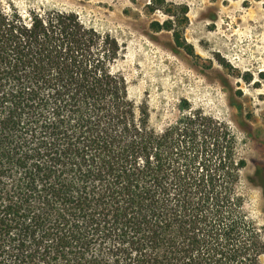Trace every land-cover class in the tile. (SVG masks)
<instances>
[{
    "label": "trees",
    "instance_id": "obj_1",
    "mask_svg": "<svg viewBox=\"0 0 264 264\" xmlns=\"http://www.w3.org/2000/svg\"><path fill=\"white\" fill-rule=\"evenodd\" d=\"M122 51L73 12L0 4V264H264L234 133L187 100L154 127Z\"/></svg>",
    "mask_w": 264,
    "mask_h": 264
},
{
    "label": "rangeland",
    "instance_id": "obj_2",
    "mask_svg": "<svg viewBox=\"0 0 264 264\" xmlns=\"http://www.w3.org/2000/svg\"><path fill=\"white\" fill-rule=\"evenodd\" d=\"M22 14L31 9L73 12L88 26L113 35L123 49L121 71L151 124L164 128L192 109L226 123L247 162L240 191L246 211L264 228V0H0ZM172 21L173 31L153 23Z\"/></svg>",
    "mask_w": 264,
    "mask_h": 264
}]
</instances>
